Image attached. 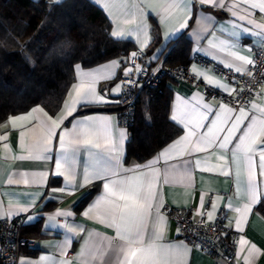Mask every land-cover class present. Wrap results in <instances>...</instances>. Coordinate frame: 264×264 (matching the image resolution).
Instances as JSON below:
<instances>
[{
    "label": "crops",
    "instance_id": "0c3cea01",
    "mask_svg": "<svg viewBox=\"0 0 264 264\" xmlns=\"http://www.w3.org/2000/svg\"><path fill=\"white\" fill-rule=\"evenodd\" d=\"M90 1L100 7L108 18L111 35L116 29L122 30L123 35L112 37L129 40L136 49L128 55L112 58L91 67L76 64L74 82L56 114L36 105L24 113L11 115L0 123V137H7L0 139V221L23 215L26 223L22 227V234L37 239L34 249L22 250L18 264H59L64 260L70 264H117L116 257L110 252L103 260L93 261L88 251H85L84 256L78 257L82 249L94 251L106 248L109 241L113 246L121 243L116 229L111 227L106 219H97L98 215L106 214L105 207L93 208L87 216L84 213L105 194L103 186L106 182L126 176L142 175L149 171L142 167L149 162H152L154 174L157 176L154 185L157 196L152 200V207L147 210L144 220L145 246L149 243L162 248L183 246L187 251L181 249L182 264H224L223 260L186 243L180 237L175 221L163 213L162 209L165 204H171L183 211L192 210L197 218L204 217L208 221L209 212H212L214 219L221 209H225L231 225L240 234V241H244L238 246L240 264H264V215L258 210V205L264 199V195H260L264 193V175L261 174L259 151L252 154L251 163L242 154H238L233 160L230 149L238 142L236 138L242 134L239 131L234 134L232 142L225 149L219 148L218 140L212 146L202 145L206 149L204 151L193 150L200 136L211 126V121L216 120L218 128L230 127L234 118L240 114L239 109L207 95L200 86L182 80L166 79V90L172 96L170 119L181 128V133L145 162L126 159L130 130L129 127L120 125L117 113L122 90V73L131 53L139 50H149L151 58L157 57L154 60L163 58L164 62L169 64H187L200 81L230 93L223 85L233 89L231 81L217 73L211 65H202L194 60L193 56L204 57L226 68H229L226 65L231 64L229 69L236 71V68H240L241 72L245 71L250 65L234 57L240 55L255 61L257 52L264 46L260 43L264 41V29L255 28L246 20H240L238 16H247L248 20L264 24V12L259 8H251L244 4L243 0H224L226 6L233 3L239 5L235 9L238 16L234 17L227 7L222 9L218 6H202L199 0H191L188 13L190 18H187V26L181 28L186 15L183 5L169 7L174 0ZM256 2L259 3L260 0ZM184 37L190 44L187 50L182 46L181 39ZM152 44L155 46L152 47ZM113 61L119 62L118 66L112 67ZM81 72L99 73L95 84L96 92L103 96L106 102L77 104L71 115H68L65 102L71 104L75 97L73 85L79 84L83 79ZM197 72L201 75H197ZM207 78L216 83L209 84ZM116 85H121L120 90L113 92ZM204 104L209 105L211 109L208 119L203 121L206 127L195 129L196 135L188 137L182 145L183 151L170 149L166 157H160V153L169 149L176 140L186 137L193 126L189 124L186 127L188 121L181 122V114L193 110L204 112ZM221 104L235 111H221ZM253 104L258 109L264 108V84L258 87L251 104L244 107L249 117H260L261 113L252 108ZM32 109H43V112H32ZM29 112H32V115L27 120L15 121V127L9 122L11 117L27 115ZM44 113L53 119L64 117L60 126L54 129L55 135L47 145L48 151L32 147L44 137L45 126L51 127V121ZM173 115L177 116V120L172 119ZM89 118L92 122L93 144L69 146L66 154L68 159L62 160V168L57 170L56 161L64 155L60 147V136L65 132L70 133L65 137V143L69 145L75 138L71 134L73 125ZM249 122L248 119L243 120L241 128ZM213 131L220 140L226 134L216 131L215 128ZM105 137L116 145V151H108L109 144L106 143ZM95 144H99V147ZM257 147L264 148V144ZM220 156H224V159H219ZM196 161H200L199 165ZM113 165L117 175L102 179L93 177L81 187L86 171L91 174L94 168H111ZM136 166H141L140 171H131ZM58 171L61 174L57 175ZM250 171L257 184L258 202L252 205L249 212L246 208L251 201L248 187ZM61 188L65 191H53ZM213 203L216 205L215 210L212 208ZM21 207H27L28 210L18 212ZM57 212L70 215L56 216L54 221L49 222L48 217ZM158 214L164 217L162 230L157 227ZM237 220L240 221L239 228ZM70 253L74 254L73 258L68 256Z\"/></svg>",
    "mask_w": 264,
    "mask_h": 264
},
{
    "label": "trees",
    "instance_id": "16d2710c",
    "mask_svg": "<svg viewBox=\"0 0 264 264\" xmlns=\"http://www.w3.org/2000/svg\"><path fill=\"white\" fill-rule=\"evenodd\" d=\"M181 41L189 49V41ZM135 49L112 37L108 18L90 0H0V123L36 105L56 114L76 64L91 67ZM150 92L142 93L129 126L127 160L145 162L181 133L170 119L166 84L162 93ZM258 210L264 215V199Z\"/></svg>",
    "mask_w": 264,
    "mask_h": 264
},
{
    "label": "snow or ice",
    "instance_id": "6c2138e0",
    "mask_svg": "<svg viewBox=\"0 0 264 264\" xmlns=\"http://www.w3.org/2000/svg\"><path fill=\"white\" fill-rule=\"evenodd\" d=\"M200 4L209 5V6H218L222 9L227 7V10L232 12L234 17H237L238 14L235 9L239 6L237 3H233L232 5L226 6L224 4V0H199ZM191 0H174L172 5L169 7H179L183 5V9L185 11L186 19L180 25L181 28L187 26V18L188 13L190 12L189 4ZM244 4L249 5L251 8H259L261 12H264V0H260L259 3L256 0H243ZM151 6V5H149ZM143 15V12H141ZM240 20H246L249 24L254 25L255 28L264 29V24H257L253 20H248L247 16H238ZM167 19V18H165ZM127 22V21H126ZM123 35L122 30L116 29L112 32V36H121ZM264 45V41L260 42ZM215 47V45H212ZM250 50V49H249ZM159 51V50H158ZM138 53H131V59L134 62ZM238 61H243L249 65L254 64V61L240 55H235L234 57ZM151 59H157L156 56H153ZM117 61L112 62V67L118 66ZM227 67L231 68L232 65L228 64ZM79 68V66H77ZM133 68L137 72L144 71L139 65L133 64ZM133 68H126L124 71L125 77H130ZM155 71H159V69H154ZM195 72L196 69L194 68ZM237 72H241L240 68H236ZM81 82L77 85H73V89L75 91V97L72 99L71 104L65 102V107L68 108V115H71L72 111H74L75 105H87L89 103H102L106 102L103 96H99L96 92V81L98 79V72H81L80 73ZM197 75H201V73L197 72ZM207 82L209 84L216 83L213 79L207 78ZM129 83H135L134 81L129 80ZM219 86V85H218ZM121 85H116L113 88V92H118L120 90ZM226 91L230 93L235 91L234 89H229L227 85H223ZM241 92L244 89H240ZM71 96L72 93H69ZM221 111L226 113H232L235 111L233 108H228L226 105L221 104ZM203 108L204 112L199 111H190L184 112L181 114V122L188 121V124L185 126L188 127L189 124L193 125L190 131L188 132L186 137H181L176 140L173 145L169 146V149H165L160 153V157H166L169 154L170 149H174L176 151H183L182 145L188 139V137H192L196 135L195 129L206 127L203 121L208 119V113L211 112L209 105L204 104ZM252 108L261 113L260 117L255 115L249 117L245 109L241 107L239 109V115L234 118V121L231 122L230 127L227 128H218L216 124V120L211 121V126L207 127V132L203 133L198 139L197 143L194 145V151H204L206 150L204 146H212L216 141L219 140L218 146L220 149H225L227 145L232 142V137L236 132H242V134L237 137V143L233 145V148L230 149L232 151V159L235 160L238 154H242L246 160L251 163L252 154L256 151H259L260 158V166H261V174L264 175V148H258V145L264 144V108L258 109L255 104L252 105ZM40 111L43 112V109H32V112ZM32 112H29L27 115L11 117L9 122L13 124L15 127V121L17 120H27ZM47 116L48 120L51 121V127L45 126V135L41 140H38L35 144L32 145L33 148H36L40 151H48V143L50 138L55 135L54 129L60 126V123L64 117H59L57 119H53L51 116H48L47 113H44ZM173 120H177V116H172ZM219 116L217 115V120ZM248 119L250 122L241 128L243 120ZM223 123V121H222ZM91 118L85 121H78L77 124L73 125L72 135H74V139L69 142V145L65 143V137L70 135V133L65 132L60 136V147L62 155L56 161L57 170L62 168V160H67V151L69 146L71 145H92L93 140L91 139L93 132L91 127ZM107 126H105L106 129ZM216 131L226 132L223 136L222 140L216 137L213 129ZM24 133H21V137H23ZM123 135V133L121 134ZM7 137H0V139H6ZM82 138V139H81ZM105 141L109 144L108 151L114 152L116 151V145L108 141V138L105 137ZM96 147H99V144H95ZM39 158V157H38ZM219 159H224V156L218 157ZM197 165H199L200 161H196ZM144 169H148V172L143 173L139 176L132 177H123L117 180H109L104 184L105 194L95 202V204L84 213V215H89L93 208H106V214L104 216H97V219L107 220L111 227H114L117 232V237L121 241L120 244L113 246L111 241L108 242L106 248L96 249V250H88L82 249L78 254V257L84 256L85 251H88V254L91 256L93 261L99 259L103 260L105 255H108L109 252L116 257L117 264H182V256L183 251H187L183 249V246L179 248H162L158 247L155 244L149 243L146 246L144 245L143 239V225L146 216V212L148 209L152 207V200L156 198L157 193L154 191V185L157 180V176L154 174L155 170H153L152 162L142 166ZM141 166H136L135 169L131 171L139 172ZM57 175L61 174L59 171L56 173ZM115 176L117 175L115 171V166L113 165L111 168H94L89 174L87 171L84 176V183L81 184V187L84 186L87 182L90 181L91 178H104L106 176ZM70 182V181H69ZM249 192L251 194V201L247 206L246 210L251 211V207L253 204L258 202V192H257V184L255 183L254 176L252 172H249ZM53 191L64 192L65 189H54ZM260 195H264L261 193ZM162 205H158L160 207ZM213 210H215V203L212 204ZM27 207H21L18 209V212L27 211ZM239 211V209H237ZM18 214V213H17ZM9 215H13V213H9ZM61 215H70V213H61L57 212L54 215L48 217V221L52 222L55 220L56 216ZM29 219H32L29 217ZM208 219H213L212 212L208 213ZM158 229L162 230L164 225V217L158 214ZM237 227L239 228L240 221L237 220ZM70 239V237H69ZM240 243H244L243 240ZM87 244V242H86ZM66 246V245H65ZM254 247V246H253ZM183 249V251H181ZM59 264H70L69 261L64 260L60 261ZM90 264V262H89Z\"/></svg>",
    "mask_w": 264,
    "mask_h": 264
},
{
    "label": "built area",
    "instance_id": "2783aa9c",
    "mask_svg": "<svg viewBox=\"0 0 264 264\" xmlns=\"http://www.w3.org/2000/svg\"><path fill=\"white\" fill-rule=\"evenodd\" d=\"M138 56L133 62L128 58L126 68H133V64L144 69L137 72L133 68L130 77L122 73V90L117 104V113L120 125L129 127L133 122L136 107L144 91L162 93L166 79L182 80L190 82L204 89L207 95L219 98L227 104L240 109L248 107L261 84H264V46L256 54L254 64L243 72L223 67L212 63L204 57L194 55L193 59L202 65H211L222 76L229 79L233 89L231 93L224 92L196 78L189 70L187 64L168 66L163 58L154 60L146 51H136ZM159 69V71H153ZM129 80L135 83H129ZM240 89H244L243 92ZM168 217L177 224L180 237L194 248H199L205 253L219 258L224 264H240L238 246L240 234L231 225L230 217L225 209H221L213 220L204 217L197 218L192 210L183 211L181 208L165 204L163 209ZM26 218L23 215L0 221V264H18V259L23 249L31 250L36 247L37 239L24 236L22 227ZM74 257L73 253L68 255Z\"/></svg>",
    "mask_w": 264,
    "mask_h": 264
}]
</instances>
